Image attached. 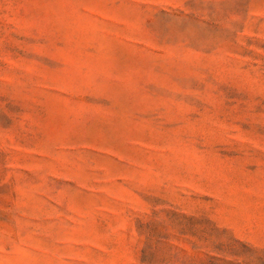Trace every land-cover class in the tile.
I'll list each match as a JSON object with an SVG mask.
<instances>
[{
	"label": "rangeland",
	"instance_id": "obj_1",
	"mask_svg": "<svg viewBox=\"0 0 264 264\" xmlns=\"http://www.w3.org/2000/svg\"><path fill=\"white\" fill-rule=\"evenodd\" d=\"M0 264H264V0H0Z\"/></svg>",
	"mask_w": 264,
	"mask_h": 264
}]
</instances>
